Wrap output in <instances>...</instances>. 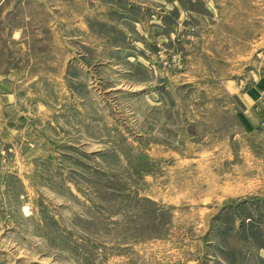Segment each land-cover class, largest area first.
Instances as JSON below:
<instances>
[{"label": "rangeland", "instance_id": "obj_1", "mask_svg": "<svg viewBox=\"0 0 264 264\" xmlns=\"http://www.w3.org/2000/svg\"><path fill=\"white\" fill-rule=\"evenodd\" d=\"M0 264H264V0H0Z\"/></svg>", "mask_w": 264, "mask_h": 264}, {"label": "crops", "instance_id": "obj_2", "mask_svg": "<svg viewBox=\"0 0 264 264\" xmlns=\"http://www.w3.org/2000/svg\"><path fill=\"white\" fill-rule=\"evenodd\" d=\"M56 7L59 8L60 6H56ZM56 7H53V8L50 9V17H49L50 22H49V27H50V29H53L52 27L54 26V24H56V25H60L61 28L64 29V27L62 25L67 20H65L64 18H62V16L60 15V12L59 11L53 12L55 9H57ZM59 16H60V18H59ZM91 17L93 18V15H91ZM84 21H85L84 18H77V20H76L77 26L79 27V25H82V23Z\"/></svg>", "mask_w": 264, "mask_h": 264}]
</instances>
